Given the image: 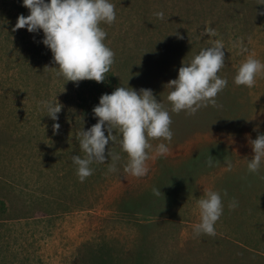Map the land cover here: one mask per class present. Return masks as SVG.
<instances>
[{"label": "rangeland", "instance_id": "obj_1", "mask_svg": "<svg viewBox=\"0 0 264 264\" xmlns=\"http://www.w3.org/2000/svg\"><path fill=\"white\" fill-rule=\"evenodd\" d=\"M112 2L116 19L100 24L114 52L105 73L111 72V85L89 83L106 84L103 93L119 86L152 89L170 112L173 136L164 141L170 150L156 156L162 138H150L154 158L137 177L125 169L127 153L110 141L106 150L119 158L93 162L81 181L72 155L84 156L78 133L96 121L78 105L76 83L57 75L50 49L40 42L43 33L13 30L18 14H28L22 0H0V264H264V165L255 173L247 169L249 140L264 133V75L252 87L233 81L246 55L264 61V5ZM160 10L164 19L154 15ZM208 26L214 37L203 34ZM214 38L224 41L225 65L217 74L227 85L215 105L172 112L167 81ZM238 38L244 53L233 47ZM55 95L62 104L56 133L40 103ZM209 187L222 190L224 210L215 235L197 236L196 201ZM232 198L238 203L229 208Z\"/></svg>", "mask_w": 264, "mask_h": 264}, {"label": "clouds", "instance_id": "obj_2", "mask_svg": "<svg viewBox=\"0 0 264 264\" xmlns=\"http://www.w3.org/2000/svg\"><path fill=\"white\" fill-rule=\"evenodd\" d=\"M264 5V0H258ZM28 14H18L13 30L26 28L30 33L42 32L40 42L50 49L57 75H63L66 81L78 84L84 79L102 82L114 59L113 50L104 42L106 31L101 22L112 23L116 19L115 5L112 0H22ZM259 14L264 15V9ZM160 19L165 18L162 10L154 13ZM215 36V29L205 28L203 34ZM178 38H182L176 33ZM233 47L241 53L247 51L246 45L238 38ZM225 45L222 39H211L209 44L192 56L190 61L182 62L177 76L167 81L169 89L167 100L171 103V111L186 110L194 114L197 109L207 104H216L217 94L224 89L228 81L217 73L225 65ZM264 75V61L253 54H248L239 63L233 81L237 85L252 87L257 76ZM92 111L98 119L87 129L78 133L79 145L84 156L72 155L77 166L78 178L83 181L92 174L93 162L103 163L112 157L119 158L106 150L109 142H117L128 155L126 171L140 177L148 173L147 161L151 156L153 145L150 138L162 140L155 146L154 154L165 155L169 152V143L173 132L170 128L171 116L169 109L157 100L150 88L134 89L131 86L116 87L110 93H102ZM45 113L54 121L53 132H58L60 124L58 113L62 104L57 100L40 102ZM107 132V135L105 134ZM119 132V139L117 137ZM251 158L247 159V169L258 172L264 165V133L250 139ZM107 151V157L105 155ZM207 164L211 166L210 159ZM226 167L231 169L230 161ZM115 165L109 166L114 171ZM159 195L160 189H153ZM223 195H227L226 191ZM199 221L194 223L192 231L195 235H215V224L224 210L222 190L212 187L204 190L203 196L197 201ZM232 198L229 208L237 206Z\"/></svg>", "mask_w": 264, "mask_h": 264}, {"label": "trees", "instance_id": "obj_3", "mask_svg": "<svg viewBox=\"0 0 264 264\" xmlns=\"http://www.w3.org/2000/svg\"><path fill=\"white\" fill-rule=\"evenodd\" d=\"M111 72L106 76L103 82L111 85ZM88 79H84L76 84V99L78 100V105L82 108L83 113L87 115L90 121H96L98 117L95 116L92 109L99 101L98 98L103 93L102 91L107 88L106 84H92L89 83ZM102 85V86H101Z\"/></svg>", "mask_w": 264, "mask_h": 264}]
</instances>
